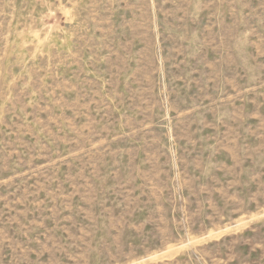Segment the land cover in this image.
Here are the masks:
<instances>
[{
    "label": "rangeland",
    "instance_id": "1",
    "mask_svg": "<svg viewBox=\"0 0 264 264\" xmlns=\"http://www.w3.org/2000/svg\"><path fill=\"white\" fill-rule=\"evenodd\" d=\"M0 264H264V0H0Z\"/></svg>",
    "mask_w": 264,
    "mask_h": 264
}]
</instances>
